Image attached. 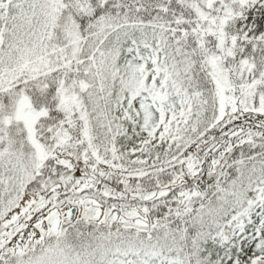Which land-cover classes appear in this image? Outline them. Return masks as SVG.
Wrapping results in <instances>:
<instances>
[{
  "label": "snow or ice",
  "instance_id": "6c2138e0",
  "mask_svg": "<svg viewBox=\"0 0 264 264\" xmlns=\"http://www.w3.org/2000/svg\"><path fill=\"white\" fill-rule=\"evenodd\" d=\"M0 264H264V0H0Z\"/></svg>",
  "mask_w": 264,
  "mask_h": 264
}]
</instances>
